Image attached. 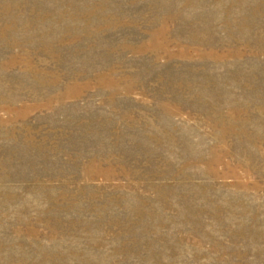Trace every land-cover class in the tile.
Returning <instances> with one entry per match:
<instances>
[{"label": "rangeland", "instance_id": "obj_1", "mask_svg": "<svg viewBox=\"0 0 264 264\" xmlns=\"http://www.w3.org/2000/svg\"><path fill=\"white\" fill-rule=\"evenodd\" d=\"M0 264H264V0H0Z\"/></svg>", "mask_w": 264, "mask_h": 264}]
</instances>
